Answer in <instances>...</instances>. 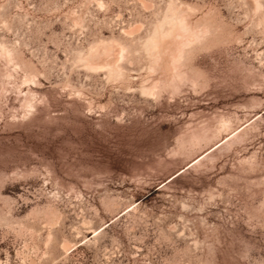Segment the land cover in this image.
Here are the masks:
<instances>
[{
    "label": "rangeland",
    "instance_id": "1",
    "mask_svg": "<svg viewBox=\"0 0 264 264\" xmlns=\"http://www.w3.org/2000/svg\"><path fill=\"white\" fill-rule=\"evenodd\" d=\"M0 264H264V0H0Z\"/></svg>",
    "mask_w": 264,
    "mask_h": 264
},
{
    "label": "bare ground",
    "instance_id": "2",
    "mask_svg": "<svg viewBox=\"0 0 264 264\" xmlns=\"http://www.w3.org/2000/svg\"><path fill=\"white\" fill-rule=\"evenodd\" d=\"M260 1V0H259ZM169 4H171V3H169ZM256 4V3H255ZM169 7H171L170 5H169ZM178 8V7H177ZM167 9V8H166ZM257 9V8H256ZM171 10V9H170ZM174 10V9H173ZM177 11V10H176ZM167 12V11H166ZM165 12V13H166ZM179 12V11H178ZM171 13V12H170ZM175 13V12H174ZM164 14V13H163ZM165 15V14H164ZM163 15V16H164ZM167 16V15H166ZM165 16V17H166ZM176 16V15H175ZM159 19V18H158ZM166 19V22L168 23L167 25H168V27H167V29H165V30H162V29H160L159 28V32H156L157 34L156 35H153V37H150V39L147 41V47L149 46L151 49H152V51L153 50H159L160 48H163V51H164V49H166L170 54H171V57H172V59H173V61H177V59L179 58V56H180V53H182L181 52V50H182V48L184 47V45H186L187 43H189L192 39H193V37H194V35H193V33H190V32H188V30H187V28H185V25L181 22V20H178V18L176 19V17H174V15H169L167 18H165ZM164 20V19H163ZM157 22V21H156ZM165 22V21H164ZM163 22V23H164ZM161 23H162V21H161ZM162 23V24H163ZM157 26H160V23H159V25H157ZM162 26V25H161ZM165 26V25H164ZM187 27H189V26H187ZM164 28V27H163ZM166 28V27H165ZM190 31H191V29H189ZM195 30V29H194ZM153 31H154V29H153ZM156 31V30H155ZM155 31H154V33H155ZM196 31V30H195ZM195 31H194V33H195ZM152 32V31H151ZM197 32V31H196ZM199 32V31H198ZM197 36V35H196ZM175 38L174 40H172L171 38ZM195 39H196V37H194ZM199 39V38H198ZM198 39H196V41L198 40ZM172 40V41H171ZM194 41V40H193ZM193 41H192V43H193ZM171 43H173V46L172 47H170V44ZM144 45V44H143ZM142 46V45H141ZM189 46V45H188ZM187 46V47H188ZM121 47V46H120ZM144 48V47H143ZM120 49V48H119ZM151 49H149L148 48V52H151V51H149V50H151ZM185 50V49H184ZM145 51V50H144ZM183 51V50H182ZM159 52V51H158ZM120 55V54H119ZM154 56V55H153ZM183 57V56H182ZM120 60H121V58H120ZM120 62V61H119ZM115 65V67H116V65L117 64H114ZM103 66V65H102ZM104 66H106L107 67V69L108 70H112V69H110V66L108 65H104ZM103 66V67H104ZM111 67H113V66H111ZM119 69H121V68H119ZM113 71V70H112ZM111 71V72H112ZM115 71V70H114ZM113 71V72H114ZM120 71V70H119ZM109 72V71H108ZM107 72V73H108ZM118 72V71H117ZM121 72H123V71H120V73ZM111 74V73H110ZM112 76V75H111ZM115 76V75H114ZM113 76V77H114ZM154 86V85H153ZM152 89L153 88H151L150 87V89H149V92H151L152 91Z\"/></svg>",
    "mask_w": 264,
    "mask_h": 264
}]
</instances>
